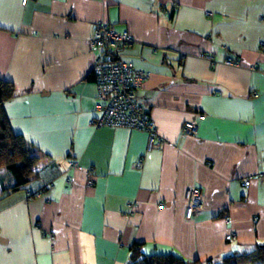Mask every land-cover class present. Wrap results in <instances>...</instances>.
I'll use <instances>...</instances> for the list:
<instances>
[{
    "label": "crops",
    "instance_id": "obj_1",
    "mask_svg": "<svg viewBox=\"0 0 264 264\" xmlns=\"http://www.w3.org/2000/svg\"><path fill=\"white\" fill-rule=\"evenodd\" d=\"M99 21L133 37L124 56L149 73L136 96L159 149L145 131L91 124ZM262 70L264 0H0L3 109L40 156L15 191L0 168V264H127L134 243L192 262L264 243ZM189 186L204 201L187 219Z\"/></svg>",
    "mask_w": 264,
    "mask_h": 264
},
{
    "label": "built area",
    "instance_id": "obj_2",
    "mask_svg": "<svg viewBox=\"0 0 264 264\" xmlns=\"http://www.w3.org/2000/svg\"><path fill=\"white\" fill-rule=\"evenodd\" d=\"M134 42L127 30H117L108 23H95L92 36L88 40L90 52L95 56L91 73L97 90L98 102L96 115L91 118L95 127H124L138 129L147 133L146 151L159 149L164 144L146 106L140 103L136 90L147 79L149 73L136 69L124 56V48ZM201 57H207L201 55ZM207 59L211 60L210 57ZM225 64L236 66L238 61L230 56L223 60ZM264 73V70H262ZM256 95V92L252 93ZM181 130L184 134H195L197 126L194 122L185 121ZM142 157L135 162L137 168L142 167ZM75 167L74 161H69ZM249 177L242 179L248 186ZM35 196L39 193H34ZM185 218L190 219L203 205L204 196L197 186H189L184 192ZM163 205L159 204V207Z\"/></svg>",
    "mask_w": 264,
    "mask_h": 264
},
{
    "label": "trees",
    "instance_id": "obj_3",
    "mask_svg": "<svg viewBox=\"0 0 264 264\" xmlns=\"http://www.w3.org/2000/svg\"><path fill=\"white\" fill-rule=\"evenodd\" d=\"M13 93V83L0 79V168L8 170L14 178L12 186L3 188L7 191L18 190L35 180L38 177L36 167L40 160L32 145L20 134H15L8 124L3 103L10 99ZM129 250L127 264H264V243L255 245L249 251L226 255L219 259L208 258L192 262L186 261L174 252L147 254L139 243L131 245Z\"/></svg>",
    "mask_w": 264,
    "mask_h": 264
}]
</instances>
